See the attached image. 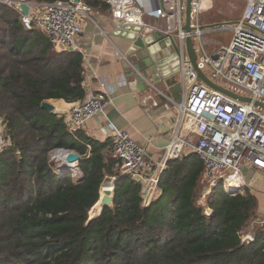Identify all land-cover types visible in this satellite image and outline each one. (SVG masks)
I'll return each mask as SVG.
<instances>
[{
    "label": "trees",
    "instance_id": "obj_1",
    "mask_svg": "<svg viewBox=\"0 0 264 264\" xmlns=\"http://www.w3.org/2000/svg\"><path fill=\"white\" fill-rule=\"evenodd\" d=\"M54 2L57 0H28ZM69 1V0H65ZM110 10L107 0H81ZM86 63L78 50H57L18 9L0 2V114L12 145L0 151V264H264V225L242 239L260 217L249 190L223 184L199 201L204 161L197 153L170 160L160 195L143 202L142 183L120 175L116 159L92 144L89 152L64 117L44 101L86 97ZM82 155L81 177L54 170V150ZM115 180V206L87 224L102 185Z\"/></svg>",
    "mask_w": 264,
    "mask_h": 264
},
{
    "label": "built area",
    "instance_id": "obj_2",
    "mask_svg": "<svg viewBox=\"0 0 264 264\" xmlns=\"http://www.w3.org/2000/svg\"><path fill=\"white\" fill-rule=\"evenodd\" d=\"M0 2L16 8L21 0ZM29 2V14L20 12L24 25L29 29H41L55 49L78 50L86 59L78 37L84 19L87 17L94 21V10L82 1ZM107 2L118 26L142 25L143 35L160 30L181 45L179 78L182 96L180 101L172 99L177 108L176 127L165 147V155L153 162L148 159L146 148L136 142L128 130L119 129L111 123L104 132L115 136V168L119 174L130 175L140 181L143 203L150 205L160 195L161 177L168 162L189 153H197L205 166L201 180L203 190L199 199L203 206L207 205L208 197L220 184L231 195L258 188L260 184L252 172L264 173V0H246L240 18L232 22L230 39L220 43L211 52L206 48L208 42L204 40V35L223 25L200 28L204 0L192 1L191 23L195 27L192 32L182 30L186 0ZM146 13L156 19L164 18L165 28L147 23L144 18ZM188 35L195 41L198 68L218 87L233 95L208 85L199 77L197 70L187 60L184 49L183 41ZM169 49L157 51L154 57L161 58ZM101 86V92L74 101L68 112L61 114L72 134H76L89 118L102 112L112 102L102 82ZM12 142L8 122L0 114V151L12 145ZM52 158L58 161L54 168L56 172L65 170L58 158ZM73 172L76 176L78 173L82 175L79 169ZM116 179L117 176L112 177V185H115ZM233 187H239L240 190L231 191ZM261 225H264V217L256 219L252 228L254 230ZM247 235L254 238L252 232Z\"/></svg>",
    "mask_w": 264,
    "mask_h": 264
},
{
    "label": "crops",
    "instance_id": "obj_3",
    "mask_svg": "<svg viewBox=\"0 0 264 264\" xmlns=\"http://www.w3.org/2000/svg\"><path fill=\"white\" fill-rule=\"evenodd\" d=\"M210 5V0H204L202 23L221 21L208 20V13L212 8ZM92 16L94 21L87 17L84 19L82 32L78 37L86 55L84 81L86 97L101 92L102 82L113 100L102 112L89 118L76 134L89 152L92 144H103L106 145L105 152L115 156V136L104 132L105 128L113 123L119 129L128 130L132 138L146 148L148 159L153 162L159 161L164 157L165 147L175 131L177 108L172 99H176L165 86H159L157 90L152 88L143 91L136 84L128 83L123 73L122 56L119 51L127 50L131 42L115 34L118 30V22L110 10L106 12L94 10ZM204 40L209 42L210 52L223 43L215 39L204 38ZM168 47L170 51L164 52L162 57L175 50L170 44L163 48ZM50 101L55 105L54 111L59 114L68 112L73 103L64 99ZM60 164L65 165L64 162ZM252 174L260 185L249 191L257 197L258 212L260 217H264V173L253 171Z\"/></svg>",
    "mask_w": 264,
    "mask_h": 264
},
{
    "label": "water",
    "instance_id": "obj_4",
    "mask_svg": "<svg viewBox=\"0 0 264 264\" xmlns=\"http://www.w3.org/2000/svg\"><path fill=\"white\" fill-rule=\"evenodd\" d=\"M73 1L80 2L81 0ZM192 1L193 0H186L185 24L182 27V30L186 32H192L195 28L191 23ZM16 8L24 15H28L31 10V4L28 0H21V2L16 5ZM224 24L226 23H202L200 24V28H216ZM117 29V32H115L116 35L121 36L131 42L127 50L119 51V53L124 54L120 55L122 56L121 64L127 82L130 84H136L143 91L152 88L155 89V87L159 89V86H165L173 94L174 99L180 101L182 96V82L179 78L181 65V45L179 46L180 42L178 44L175 40L172 39V37L168 36L167 34H165V32L160 30L143 35L142 25L125 24L118 26ZM169 44L174 46L175 49L171 54L159 59L154 57L157 51L162 50L163 47ZM183 45L187 60L197 70L199 77L208 85L233 95L232 92L218 87L215 82L210 80L205 75L203 70L198 68L195 41L191 35H188L186 37L185 41H183ZM244 99L249 100V98ZM42 107L47 109L48 111L55 110V105L51 101H44L42 103ZM54 158H58L60 162H69L75 164L74 169L66 167L64 168L65 170H80L79 162L82 159V155L74 150L64 148L57 149ZM107 183L111 182L109 181ZM104 184L100 189L99 200L89 211L87 224H89L93 220L100 218L106 207L114 208L115 206V185L105 186ZM239 190V187L231 188V191L234 192ZM204 208L205 214L207 216H213L215 214L214 210L209 205H206ZM253 241L254 238L250 235H246L242 239L243 243H252Z\"/></svg>",
    "mask_w": 264,
    "mask_h": 264
},
{
    "label": "rangeland",
    "instance_id": "obj_5",
    "mask_svg": "<svg viewBox=\"0 0 264 264\" xmlns=\"http://www.w3.org/2000/svg\"><path fill=\"white\" fill-rule=\"evenodd\" d=\"M211 4H212V8H210V12L208 13V16H209V17H207L208 20L209 19H211L212 21L213 20H221L218 22L219 23L224 22L226 24H224L218 30L205 33L204 38L209 39V40L215 39V40L220 41V42H226L230 39V36L232 34L231 30H230L232 22L236 21L238 18H240L241 14L244 10V7L246 5V0H213V3L211 1ZM144 18H145V21L147 23L152 24L154 26L164 28V25H166L164 18L156 19L154 16H151L147 13L145 14ZM209 47L210 46H209V42H208V44L206 45V48L208 49ZM207 72H209L208 69H207ZM55 152H56V150H54L51 153V158L55 155ZM56 162H58V161L56 160ZM56 166H55V169H56ZM80 175H81V173H78V175L77 176L75 175V177H77V178L81 177L82 175L81 176ZM109 181L110 182L112 181V177L107 182H109ZM202 188H203V185H202ZM249 232L253 233L252 225L247 230V234Z\"/></svg>",
    "mask_w": 264,
    "mask_h": 264
},
{
    "label": "bare ground",
    "instance_id": "obj_6",
    "mask_svg": "<svg viewBox=\"0 0 264 264\" xmlns=\"http://www.w3.org/2000/svg\"><path fill=\"white\" fill-rule=\"evenodd\" d=\"M211 6V5H210ZM61 166H62V168H66V167H69V168H73L74 169V167H75V164L74 163H65V165L64 164H61ZM107 184V185H106ZM105 186H110V185H112L111 183H105L104 184Z\"/></svg>",
    "mask_w": 264,
    "mask_h": 264
}]
</instances>
